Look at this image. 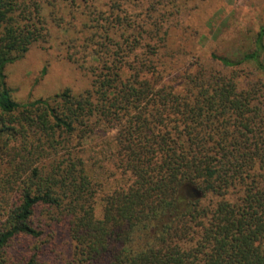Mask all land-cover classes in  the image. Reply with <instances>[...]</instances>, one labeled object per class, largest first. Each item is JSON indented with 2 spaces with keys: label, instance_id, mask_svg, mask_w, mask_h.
I'll list each match as a JSON object with an SVG mask.
<instances>
[{
  "label": "trees",
  "instance_id": "16d2710c",
  "mask_svg": "<svg viewBox=\"0 0 264 264\" xmlns=\"http://www.w3.org/2000/svg\"><path fill=\"white\" fill-rule=\"evenodd\" d=\"M182 3L0 0V264H44L8 249L58 229L66 264H264V26L220 68L168 69L154 56ZM50 19L91 87L18 103L6 65Z\"/></svg>",
  "mask_w": 264,
  "mask_h": 264
},
{
  "label": "rangeland",
  "instance_id": "374dc122",
  "mask_svg": "<svg viewBox=\"0 0 264 264\" xmlns=\"http://www.w3.org/2000/svg\"><path fill=\"white\" fill-rule=\"evenodd\" d=\"M181 1L183 7L171 17L173 21L168 27L166 45L162 42L164 48L157 57L154 56L158 65L168 69H180L198 57L220 68L214 54L237 57L250 50L258 31L264 26V0ZM50 20L48 39L33 44L22 58L6 65L7 84L13 100L18 103L50 97L64 89L78 94L91 87L90 74L69 58L70 49L65 41L72 34L59 27L55 20ZM114 134L115 130H112L103 137ZM94 148L87 154L98 158L99 145ZM2 159L0 166L5 164ZM104 162L105 166L96 167L95 171L101 174L100 179L108 188L115 183L114 178H110L114 166L107 160ZM71 244L66 232L58 229L54 235H44L38 240L15 239L8 255L18 258L20 254L40 249L44 264H66L72 255Z\"/></svg>",
  "mask_w": 264,
  "mask_h": 264
}]
</instances>
